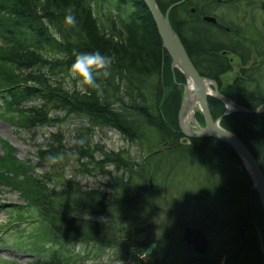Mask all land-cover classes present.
<instances>
[{"label": "trees", "instance_id": "obj_1", "mask_svg": "<svg viewBox=\"0 0 264 264\" xmlns=\"http://www.w3.org/2000/svg\"><path fill=\"white\" fill-rule=\"evenodd\" d=\"M176 1L155 3L163 13ZM69 5L75 9V28L64 24ZM183 5L171 7L167 16L199 75L213 79L220 94L240 106L264 103V51L254 50L253 56L262 59L224 82L230 61L222 56V48L196 47L186 40V18L174 17ZM112 6L114 12L102 25L91 0H0V106L27 113L19 123L27 129L57 128L66 118H75L80 130L70 144L57 129L32 144L36 162L42 164L40 173L27 159L13 160L12 148L0 140V165L17 167L11 175L0 171V182L24 202L7 209L13 215L8 227L0 228V244L7 239L15 249L34 256L25 264H86L102 260L104 254L113 264H145L139 258L145 241L131 229L126 212L143 210L153 201L152 191L143 188V178L151 174L166 219L174 214L179 225L203 227L206 217L209 227L204 229L210 234L213 228L210 236L218 238L223 264H239L240 231H248L252 263L264 264L258 239L261 236L264 246V214L242 163L214 138H184L176 119L184 77L170 70L147 9L142 0H113ZM53 29L62 42L54 38ZM97 50L115 57L110 74L97 77L101 91L81 94L64 87L62 78L75 54ZM229 52L246 62L243 50ZM207 106L212 119L221 116L219 125L239 138L264 174V110L227 112L212 97ZM197 117L203 123L201 115ZM104 129L114 131L125 147L106 149L94 142L93 132ZM80 139L83 144L73 143ZM145 142L160 151L144 159L138 154ZM132 148L136 155H131ZM50 155L67 156L78 174L104 180L81 189L58 176L54 168L60 160L49 161ZM154 158L152 170L148 162ZM215 183L216 189H210ZM220 210L222 218L211 221ZM22 222L27 226L20 229Z\"/></svg>", "mask_w": 264, "mask_h": 264}, {"label": "rangeland", "instance_id": "obj_2", "mask_svg": "<svg viewBox=\"0 0 264 264\" xmlns=\"http://www.w3.org/2000/svg\"><path fill=\"white\" fill-rule=\"evenodd\" d=\"M93 13L95 14L97 20L105 25V17L113 13V0H91ZM248 37L250 35H247ZM242 50V49H241ZM244 54L247 56L246 62L242 63L241 60L235 55L232 57L231 69L222 75V80L224 82L230 81L236 74L240 71L249 67L252 63H257L260 61V57L253 56V50L245 49L243 50ZM69 70L67 76H63V86H67V81L70 79ZM184 83V82H183ZM181 83V85L183 84ZM264 85V82H263ZM70 89V88H69ZM193 115L190 120L185 124L187 128L193 129L196 131L195 123L199 127L203 126V123L198 120L197 115L200 113L197 110L196 105L193 106ZM27 116V113L20 112V114H15V112L8 111L3 106H0V140L5 141L12 148V159H27L33 164L34 171L36 173L41 172L42 164L36 162L35 151L32 147L33 143H40L45 138L49 137L50 132H54L55 129L60 130L62 133L63 139L66 144H70L76 132H80L76 126L79 125L78 120L75 118H66L59 127H35L27 129L26 127L20 125L21 120H24ZM194 125V126H193ZM92 140L94 142H100L106 149H115L119 147H125V142H123L119 136L112 130L104 129L102 132L95 130L93 132ZM139 150V156L142 155L145 159L146 156L153 151V148L147 146V142L141 145ZM148 150H151L146 154ZM136 149L132 148L130 153L131 155L135 154ZM2 153V148L0 147V154ZM65 159V162H64ZM155 158L150 159L148 164L153 170ZM76 164L73 160L69 159L67 156L61 159L58 164L55 166V170L58 171V176L65 179L69 178L72 182L77 183L78 187L81 189L90 188L95 185V182L103 181L104 178H97L95 181L89 176L78 174L74 169ZM0 171L11 175L17 171V167L8 165L7 163L0 165ZM150 179L151 186H147V183L143 188L145 190H151L153 193V201L150 204L144 206L143 210L140 208H131L126 212L127 218L130 222L131 229H135L137 233V238L139 240H144L145 244L153 241H161V253L160 255L166 257L167 255H173L176 253V256L186 255L185 247L181 243L178 237H176L174 231L170 232L166 230L164 232L163 226H166V212L162 202V196L158 191L157 182L154 177L149 174L143 178V181ZM0 228L3 229V226L8 227L9 220H11V215L8 210L11 206L10 204H23V200L18 196L15 191H10L6 184L0 182ZM11 222V221H10ZM19 228H24L27 226V222L19 223ZM0 229V232H1ZM6 232V231H3ZM6 239V243L0 244V264H25L28 262L29 258L34 257L28 255L24 251H20L12 247ZM169 250V251H168ZM75 251V249H74ZM165 253V254H164ZM33 255V253H31ZM151 258L143 257V262L145 264H151ZM114 261L112 258H106L105 254L103 255L102 260H96L94 262L87 261L86 264H113Z\"/></svg>", "mask_w": 264, "mask_h": 264}, {"label": "flooded vegetation", "instance_id": "obj_3", "mask_svg": "<svg viewBox=\"0 0 264 264\" xmlns=\"http://www.w3.org/2000/svg\"><path fill=\"white\" fill-rule=\"evenodd\" d=\"M181 3L184 5L174 12V17L186 18V25L190 31L185 32L183 35L191 45L211 49L222 48V56L229 61H232V57L235 56V54L229 52L230 50L251 49L253 51H264V0H177L173 3V6ZM260 58L262 59V57ZM146 183V187L151 186L147 180L143 182L144 185ZM210 189H216V183ZM217 218H222L221 210L216 213L211 221H216ZM201 222L199 223L205 226L179 225L174 214L170 220H165L164 232L166 230L169 233L174 231L176 237L179 238L185 250H187L185 251L186 255L176 256L175 253L166 257L161 256V241L157 239L153 240L155 242L153 254L143 255L146 243L139 258L142 261L143 257L151 258V264H223L222 248L216 246L218 238L213 236L212 239L210 236L211 233H214L213 228L209 229L210 234H208L204 229H207L206 226L209 227L207 218L205 217L204 221ZM184 226L200 230L203 233L206 239V249L202 254L196 253L182 239ZM254 228L256 229V226ZM240 233V255L237 257L236 263L253 264L252 260L254 258L250 255L252 250L250 235L245 230H241ZM258 239L261 243V254L264 256L261 236ZM242 253L243 255H241Z\"/></svg>", "mask_w": 264, "mask_h": 264}, {"label": "water", "instance_id": "obj_4", "mask_svg": "<svg viewBox=\"0 0 264 264\" xmlns=\"http://www.w3.org/2000/svg\"><path fill=\"white\" fill-rule=\"evenodd\" d=\"M142 2L154 24L161 46L169 57L170 70L176 69L184 77L180 104L176 115L180 133L186 138L211 137L229 146L242 163L264 214V174L253 155L239 138L219 125L221 116L214 120L212 119L207 106V98L212 97L218 100L223 104L227 112L236 111L248 114H256L263 111L264 103L255 108H246L221 95L213 79L201 76L196 71L183 47L179 35L171 27L167 15L168 10L174 4L169 5L162 13L158 9L155 0H142ZM189 84L191 86L190 90L188 88ZM189 104L191 107L196 105L203 120V126L199 127L194 118L192 119L193 123H195L196 131L187 128L184 123L183 113L185 112V108L190 106ZM159 151V149L153 150L147 156L154 155ZM147 182L150 183V179ZM182 239L198 254H202L206 249V239L200 230L184 226ZM154 247L155 242L151 241L147 243L143 255L153 254Z\"/></svg>", "mask_w": 264, "mask_h": 264}, {"label": "clouds", "instance_id": "obj_5", "mask_svg": "<svg viewBox=\"0 0 264 264\" xmlns=\"http://www.w3.org/2000/svg\"><path fill=\"white\" fill-rule=\"evenodd\" d=\"M64 24L68 27L77 26L75 9L69 5L65 10ZM54 38L62 42V37L53 29ZM115 63L113 55L104 54L100 51L88 53H76L75 60L71 65L70 79L66 82L67 86L81 94H89V89L101 91V85L97 82L99 75L105 77L110 74L111 68ZM83 139L74 140L73 143L83 144ZM49 161H59L63 155H50L46 157Z\"/></svg>", "mask_w": 264, "mask_h": 264}, {"label": "bare ground", "instance_id": "obj_6", "mask_svg": "<svg viewBox=\"0 0 264 264\" xmlns=\"http://www.w3.org/2000/svg\"><path fill=\"white\" fill-rule=\"evenodd\" d=\"M188 88H189V90L191 89V86H190V84L188 85ZM187 103H189V102H187ZM190 105V104H189ZM193 110V106L191 107V105L190 106H188V107H186L185 108V112L183 113V119H184V123H186L188 120H190L191 119V117H192V111ZM188 123V122H187ZM186 125V124H185ZM194 126V125H193Z\"/></svg>", "mask_w": 264, "mask_h": 264}]
</instances>
